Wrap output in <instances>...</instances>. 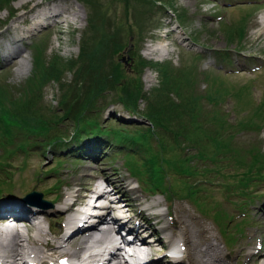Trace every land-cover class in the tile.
Listing matches in <instances>:
<instances>
[{"label":"trees","instance_id":"trees-1","mask_svg":"<svg viewBox=\"0 0 264 264\" xmlns=\"http://www.w3.org/2000/svg\"><path fill=\"white\" fill-rule=\"evenodd\" d=\"M11 1L0 0V10L7 9L9 14H13L9 6ZM78 1L85 7H92V12L87 14L76 57L62 60L57 54H52L45 60L42 57L43 45L39 42L32 47L31 72L20 88L14 89L0 82V149L6 151L9 145L18 143L13 150L0 153V171L5 172L8 164L22 155V144L29 149L34 148L42 144L37 141L38 138H46L43 142L48 145L62 143L64 139L57 126L63 119L70 118L74 121V141H78L81 134H101L122 146L125 150L124 165L151 193H165L170 178L173 184H181L180 190L184 195L193 197L204 189L197 187L194 178L212 174L215 177L224 176L222 179H234L233 189L245 195L250 182L264 179V153L257 146L245 150L231 149L230 134L221 136L227 130L258 131L263 126L264 90L260 100L250 105L249 100L245 99L253 83H245L240 89L232 91L220 76L209 73L211 71L198 72L194 65L173 68L170 62L145 61L136 54L135 48L130 54L133 77L127 79L122 65L112 58L128 44L136 45L143 38L151 17L162 12L159 5L163 0H120L123 17L128 18L129 15L135 21L125 27L114 22L115 27H111L110 20L113 18L108 5L95 6V0ZM164 3L172 6L170 0H164ZM108 4L112 2L109 0ZM177 18L181 23L185 22L182 11L177 14ZM244 24L245 15L232 28L223 30L229 42L233 38L241 41ZM120 30L125 36L123 43L118 39ZM216 58L228 59L224 53L214 56V61ZM106 61L109 65L107 70L103 68ZM145 67L155 70L158 79L157 87L146 94L139 81V74ZM65 71L73 73V81L65 89L83 93L78 98L80 103L69 105L66 102L67 95L62 93L58 102L60 110H63L62 115L41 118L35 112L36 101L49 82L59 85L60 76ZM119 79H122L121 82ZM198 82L204 85V89H198ZM60 89L62 91L61 85ZM106 91L109 93L104 96H110L109 102L122 106L131 116L139 114L146 123L127 131L99 127L96 119L84 122L82 118H86L85 113L91 112L94 99ZM229 95L238 97V108H232L233 111L240 113L248 108V112L233 124L225 125L226 113L222 111L221 105ZM138 101L144 103L140 111ZM52 132H58V135L49 136ZM68 149L72 150L71 145ZM222 153L230 154L228 159L236 170L229 176L220 172L221 167L217 165L216 156ZM206 159L211 161V167L199 166ZM4 186L7 185L2 180L0 192ZM230 186L225 183L223 189L228 191ZM221 216L215 212L214 218L219 220Z\"/></svg>","mask_w":264,"mask_h":264},{"label":"rangeland","instance_id":"rangeland-1","mask_svg":"<svg viewBox=\"0 0 264 264\" xmlns=\"http://www.w3.org/2000/svg\"><path fill=\"white\" fill-rule=\"evenodd\" d=\"M56 1L65 9V13L57 18L58 21H62L57 28L49 27L48 29H44L40 34L38 33L39 35H37L36 38L30 39V42L34 43L42 38L35 44H39L40 42L43 45L42 57L45 60L50 58L52 54H57L62 60L74 59L78 53L80 35L86 26L87 14L92 12V7H85L83 3L78 0H13L9 4L10 9L15 11L12 18L8 19V15L5 11L7 9L0 11V20L6 25L1 35H4L3 38L8 42L15 44L20 37L25 36V33L29 31V18L31 17V13L35 11L36 8L44 7ZM110 1L112 2L111 5L108 4L109 0H95L94 4L95 6L108 5L109 12L113 18L111 19L109 15L112 23L111 27H115L113 22L121 27H125L128 23L134 24L135 21L131 16L128 15V18L123 17L121 11L122 3L120 0H114V2L113 0ZM170 2L172 6L165 4L164 0L161 1L159 6L162 8V12L154 14L151 17L150 24L148 25L149 28H146L143 38L139 42H136V45L132 44L134 47L132 46L131 50L128 51L130 59L132 58L130 54L135 48L136 54L145 61H152L153 63L169 61L173 68L183 66L192 67L194 63L197 67H193L198 70V72L209 67L213 70V72L209 73L221 75L225 85L231 90L232 87H234L233 85L237 86L242 84L250 78L256 83L255 91H253L252 95L251 89H249L245 100H249L250 105L259 101L258 98L261 95L262 89L261 85L264 86V64L261 60H258L261 59V57H263L262 60H264V22L259 23L258 21L264 19V0L255 2L252 0H226L225 3L220 0H170ZM158 3L160 2H157V4ZM135 8L138 9L137 6H135ZM180 11L184 14V23H181L177 18V14ZM244 15V37L241 41L233 38L229 42L223 30L229 27L232 28V26L236 25ZM165 32L168 33L165 34ZM118 39L121 43L125 40V36L121 30L118 34ZM160 44L167 45L170 51H166L165 53L169 52V54L164 56L161 51L159 53H157V50L154 51ZM29 50H25L24 56L20 58V60L16 58L8 64H3L0 61V82L3 81L5 82L4 84L10 85L14 89L20 88L23 81L28 77L31 69L32 50L30 52ZM224 50H226L225 53L230 55V63H221L220 67H216L212 62V58L218 56L216 51L221 53V51L223 52ZM150 51L154 52L150 54ZM195 53H199L200 56L194 60L193 55ZM119 57L120 53L115 55L112 60L116 62ZM247 57H253L252 61L247 60ZM247 63L249 64L247 65ZM259 64H261L260 67L258 66ZM103 68L105 70L109 69L107 61ZM123 71L127 79L133 77L131 71L126 72L124 69ZM259 74L263 75V77L260 76L262 81L259 78H251ZM121 80L122 79H119L120 82ZM72 81L73 73L65 71L60 76L59 85L49 82L42 90L40 99L36 101V114L41 118L50 117L51 115L54 116V114L58 116L62 115L63 110H60L61 107L58 104L62 93L67 95L66 102H68L69 105L72 104L73 106L75 103L79 104L80 101L78 98L83 96V93L76 92L75 89H65L66 86L71 85ZM139 81L143 93H149L150 90L157 87L158 84L155 70L151 68L143 69L139 74ZM60 85L62 86L63 92L60 89ZM197 87L199 90L204 89V85L201 82H198ZM108 93L109 91H106L101 96L94 99L92 103L93 107L90 109L91 112L85 113L86 118H82L84 122L86 120L93 121L92 119H96V123L99 127H113L126 129L127 131H131L133 127L145 124L144 119L139 114L131 116L122 106L109 102L111 100L110 96H104ZM16 95H18L17 92ZM76 95H78V97H76ZM12 97L16 98L14 95H12ZM228 98L231 100L232 104L230 101H225L221 105L222 111L226 113L227 121L232 122L234 119L233 115L236 118H241L248 112V108H246L240 113L233 111L232 114L230 107L232 105V108H238V97L229 95ZM138 106L140 111L144 103L138 101ZM116 117H119L118 120L115 119ZM60 123L61 124L57 126L61 131L60 134H62L63 137L73 136L72 123H74V121L67 118L63 119ZM225 133L226 131L222 135L227 137L228 134ZM53 134L58 135V132H52L49 136ZM45 140L46 138L37 139L38 142H42L41 146H45V149L34 147L29 150V147L22 144L20 154H28L25 157L18 155L13 161V169L15 170L11 171L12 178L10 183L14 193L22 195L24 192L32 189L42 193L44 191V197L50 200L54 198V195L47 194L45 190L53 184L56 178H59L62 181L63 187L60 189L57 203H55L53 207H60L62 195L69 193V187L75 182L78 175H87L88 173L93 176H99L100 172H103L105 175H108L110 172H116V178L121 177L124 179L127 183V190L130 189L133 191V194H131V191H127L124 193V196L129 201L128 203L132 205L130 211L134 217L138 215L137 213L141 208L148 206L153 200L159 201V210L161 213L164 212L166 208L164 199L161 196L151 197L147 192L141 191L140 187L129 177L128 173L123 168L121 155L116 154V148L114 146H105L103 149H99L98 151H100V153L91 161L88 160L86 156H80L81 159L72 157L75 159L73 160L70 159L71 157L64 155V152L57 151L55 145H47V143H44L43 141ZM102 140L104 141V139ZM230 141L232 146L241 149L256 145L259 150L264 153V126L257 134L236 132L231 137ZM17 144L18 143L15 142L9 145L6 151L13 150ZM42 149L43 153L41 154L40 152ZM6 151L0 149V153ZM73 155L75 156V154ZM222 157V155L218 156V158ZM58 161L61 162H59L58 173H50L43 178L42 176H45L47 171H53V169L57 167ZM18 162L21 163L16 165ZM223 164L222 162L221 166ZM199 166L211 167L208 162L200 163ZM231 171L232 170L229 169L224 170V172L230 174L232 173ZM4 176L5 174L2 173L1 177L3 178ZM209 180L212 181V183L207 185L209 190L206 192L204 199L209 200V203L206 202V204H210L212 201H215L217 204L219 203V208L225 214L234 215V221L237 220L239 216L233 211L234 207L226 201L231 199L234 202L238 198L229 197L225 199L221 187V183L231 184L234 183V179L227 178L223 180L220 177L214 178L210 175ZM199 184L205 185L203 182ZM75 185L78 186L77 183ZM255 187L256 188L253 190L257 192V195L253 196L252 202L249 204L250 207L246 210L245 219L248 218V223L243 228V235L241 237L239 236L233 245L228 248L230 256H235L232 258V263L235 262L234 264L259 263L256 256L251 257L248 263L244 262V255L246 254L247 256L248 251H256L258 249V242H264V212L259 213V211H257L264 197V182L258 183ZM124 191L125 189H121V192ZM137 196L139 198L135 200L134 197ZM245 200L250 202V199L246 197ZM166 210L168 218L174 217L175 221L182 222V232L189 233L190 231V234L195 236L194 246L199 243V240L202 244L203 238H214L222 250V255L226 258L223 237L218 233L216 226L208 216L202 215L196 211L192 207V204L173 198ZM47 215L51 221L58 222H63L65 217V213L61 211H52L51 213H47ZM139 216L144 218L145 213H140ZM41 218H43L40 224L42 226L41 230L46 238L47 233L49 236V228L43 224L44 217ZM234 221L232 220L230 226ZM166 222V217L160 218V222L156 224V228L160 227L162 224H166ZM23 226L25 225L23 224ZM19 228L23 230L22 227ZM33 230L34 229L29 230L30 232L27 233L24 231V233L26 236H32L35 231ZM159 235L158 233V236ZM78 236L81 237L82 235ZM258 251L264 252V248ZM189 255L190 254L187 253L180 264H188L187 260L193 264L191 257L189 260Z\"/></svg>","mask_w":264,"mask_h":264},{"label":"bare ground","instance_id":"bare-ground-1","mask_svg":"<svg viewBox=\"0 0 264 264\" xmlns=\"http://www.w3.org/2000/svg\"><path fill=\"white\" fill-rule=\"evenodd\" d=\"M53 5H57L59 8V11L55 15L56 18L62 16V14L65 13V9L60 6V3L56 1L55 4ZM261 22H264V19L259 21V23ZM156 50L157 52L161 51L164 56L166 54H169V52L165 53L166 51H170L167 45L165 44H160L159 47L157 46L156 49H154V51ZM152 52L150 51V54ZM99 175H103L101 176L102 177L101 179L109 180V182H111L112 188L117 193H122L121 189H123V186L120 178L112 179L113 177H107L103 172H101ZM93 179L94 176L88 174L87 175L85 174L83 176L78 175L75 181L81 183V186L79 187L78 190L73 189L69 193H67L63 197V201L60 207H55V210L67 212L70 210L72 204L77 202L84 203L85 200L89 198L88 196L89 194H91L93 189L95 190L97 186L100 189V186L96 184ZM72 186H76V185L72 184ZM138 198H139L138 196L135 197V199ZM153 204L157 206L159 204V201H155ZM87 210L96 211L98 210V208L89 205V207H87ZM86 215L87 214L81 213L77 210L70 211L66 215L65 223L68 224L70 221H72L73 218H75L76 219L75 225H76L78 223L77 221H79V218L87 219ZM162 215L163 214H160L159 217H162ZM36 224L37 223L33 224L29 222L30 226L35 227V233L31 237H28L30 240H28L27 237L24 235L23 231L19 230V227L15 225L6 224L5 226L0 227V258L3 260L6 259L5 263L27 264L24 258H29L30 261L34 263L38 262L39 264H46L44 258L50 257L52 256V254L68 253L70 255L76 253L77 250L87 251L88 250L87 248H89L92 245L106 242L105 236L95 239L86 236L74 245L75 249L68 251L66 248L62 247V245H60L59 243L56 244L55 246H53L48 242L44 243L43 231L41 230L40 226ZM181 224L182 222L175 221V219L173 218L172 223L170 224L166 223V225L160 227L159 230L161 233H168L171 242H175L176 244L178 243V247L185 245L183 255L187 251V253L190 254L189 260L191 257L193 264H233L230 259L227 260L224 259V257L222 256V250L214 238L211 237H209V239L203 238L202 244L199 240V243L194 246L195 236H192L190 234L191 233L190 231L189 233L182 232ZM88 227H90V225H88ZM76 230L77 233H81V230L79 229ZM4 234H6V237H2ZM157 243L159 245L162 244L159 240H157ZM39 246H46L52 252L49 254L48 253L44 254L39 250ZM143 246L145 247L143 249L144 251L132 249L129 258L133 260L136 264H164L161 257H155V258L153 257V251L149 245H143ZM116 252H117L116 254L120 258H117L116 255L115 257H111V259H115L114 263L125 264L126 262L125 259H123L120 256L121 251L120 252L116 251ZM253 255H254L253 252L248 251L247 256L245 255V257L249 258L252 257ZM97 256H99V254L92 253V255L86 256L87 257L86 259L88 262H91L94 261ZM187 263L191 264V262L188 260ZM261 264L264 263L261 262Z\"/></svg>","mask_w":264,"mask_h":264},{"label":"water","instance_id":"water-1","mask_svg":"<svg viewBox=\"0 0 264 264\" xmlns=\"http://www.w3.org/2000/svg\"><path fill=\"white\" fill-rule=\"evenodd\" d=\"M124 53H125V51H124ZM127 60H128V57L127 56H122L120 59H119V61L121 62V63H123V65L124 66H126L127 68H128V63H127ZM36 195V194H34V193H31V195Z\"/></svg>","mask_w":264,"mask_h":264}]
</instances>
